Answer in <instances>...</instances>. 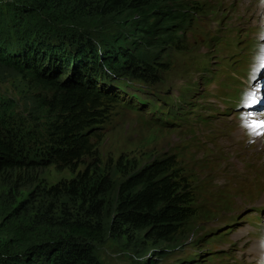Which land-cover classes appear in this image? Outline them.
Segmentation results:
<instances>
[{
  "label": "trees",
  "instance_id": "obj_1",
  "mask_svg": "<svg viewBox=\"0 0 264 264\" xmlns=\"http://www.w3.org/2000/svg\"><path fill=\"white\" fill-rule=\"evenodd\" d=\"M186 2L5 1L0 65L40 88L47 97L38 100V110L49 112L47 121L26 118L0 91V180L11 172L53 165L75 172L87 158L94 159L97 128L111 106L139 110L130 98V104H122L128 83H142L151 99L170 70L162 60L170 59L169 50L193 20ZM115 22L120 31L108 29ZM187 114L169 110L165 118L175 124ZM155 115L149 122L165 126ZM175 160L163 156L110 175L92 163L61 186L64 192L58 186L43 190L46 198L71 202L77 218H65L64 204L63 217L54 223L50 206L43 212L48 216L31 225L16 221L22 212L1 205L0 264H102L96 246L109 236L174 240L190 230L193 214L179 194L185 180Z\"/></svg>",
  "mask_w": 264,
  "mask_h": 264
},
{
  "label": "rangeland",
  "instance_id": "obj_2",
  "mask_svg": "<svg viewBox=\"0 0 264 264\" xmlns=\"http://www.w3.org/2000/svg\"><path fill=\"white\" fill-rule=\"evenodd\" d=\"M0 1L4 9L9 0ZM186 1L193 20L169 50L170 59L162 60L170 70L154 86L151 99L142 83H128L122 104L130 98L140 104L139 110L111 106L97 128L94 159L87 158L75 172L53 165L3 176L0 206L22 212L16 221L35 225L32 220L43 221L48 216L43 212L52 206L56 223L64 204L65 218H77L71 202L46 198L43 190L58 186L64 192L61 186L89 164H98L110 175L116 168L128 172L173 155V166L185 180L179 194L185 195L184 206L193 213L190 230L162 243L109 236L96 246L102 264H264V197L247 196L232 209L234 187L246 186L230 167H222L227 137L247 126L258 129L255 123L264 120V0ZM118 22L108 29L120 31ZM0 91L21 115L48 120L49 109L40 113L37 104L46 94L2 65ZM253 91L257 102L245 107ZM169 110H184L187 119L170 124L165 118ZM155 114L165 126L149 122ZM253 137V132L246 136L252 151ZM226 147L231 150L229 163L244 173L236 165L237 150L231 142ZM257 186L253 182L249 187Z\"/></svg>",
  "mask_w": 264,
  "mask_h": 264
},
{
  "label": "bare ground",
  "instance_id": "obj_3",
  "mask_svg": "<svg viewBox=\"0 0 264 264\" xmlns=\"http://www.w3.org/2000/svg\"><path fill=\"white\" fill-rule=\"evenodd\" d=\"M264 121V120H263ZM254 133L253 145H256V150L252 151V148L247 145L246 136ZM264 129H252L250 126L239 130L238 135H230L223 142L222 149H224L226 158L222 162V167H230L236 175L240 177V182L246 187H234L235 194L231 199L232 209L234 205H240L242 202L247 201V196L258 195V198L264 197ZM231 142L234 148L237 150V166L244 173L236 172L235 168L229 163L231 158L230 149L226 147V144ZM256 182L259 184L257 187H249Z\"/></svg>",
  "mask_w": 264,
  "mask_h": 264
},
{
  "label": "snow or ice",
  "instance_id": "obj_4",
  "mask_svg": "<svg viewBox=\"0 0 264 264\" xmlns=\"http://www.w3.org/2000/svg\"><path fill=\"white\" fill-rule=\"evenodd\" d=\"M262 66H264V65H262ZM253 78L255 79V77H253ZM256 102H257L256 93H255V91H253V92L249 93V95H248V103L245 104V107H248V106H250L252 104H255ZM254 126H256L258 128H261V129H264V121L256 122ZM262 134H264V133H262Z\"/></svg>",
  "mask_w": 264,
  "mask_h": 264
}]
</instances>
